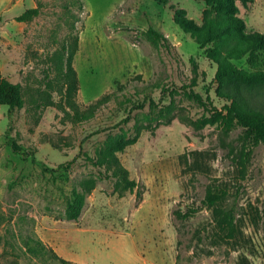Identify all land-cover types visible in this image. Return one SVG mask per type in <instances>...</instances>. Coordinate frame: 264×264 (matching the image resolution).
I'll return each mask as SVG.
<instances>
[{"label": "rangeland", "instance_id": "rangeland-1", "mask_svg": "<svg viewBox=\"0 0 264 264\" xmlns=\"http://www.w3.org/2000/svg\"><path fill=\"white\" fill-rule=\"evenodd\" d=\"M228 1L0 0V73L23 102L0 105V264H264V140L188 94L221 110L237 87L264 110V80L221 84L214 41L181 24L223 14L264 34V0ZM231 63L256 70L248 54ZM115 91L89 119L64 102ZM111 137L134 189L105 178ZM92 184L75 221L74 189Z\"/></svg>", "mask_w": 264, "mask_h": 264}, {"label": "trees", "instance_id": "trees-1", "mask_svg": "<svg viewBox=\"0 0 264 264\" xmlns=\"http://www.w3.org/2000/svg\"><path fill=\"white\" fill-rule=\"evenodd\" d=\"M220 5L228 6V0H216ZM233 0H230V4ZM245 2L247 0H244ZM184 13V12H183ZM186 32H190L197 39L198 43L204 45L211 41H214V47L209 50L210 57L218 65L217 78L221 81V84H231L235 82L251 83V87H256L253 84L255 81L264 80V72L258 69L259 66V51L264 50V34L254 32L249 35L243 33L245 26L244 22L239 18H228L223 14L211 16L207 20V24L204 28L190 27V22L184 20L181 22ZM152 34L160 37L158 32L153 31ZM74 50H77L75 48ZM249 55V59L255 63V69L252 72L241 71L232 66L231 59H241L245 55ZM69 73L66 77H70V73L73 72L71 61L68 62ZM77 85V81L73 78L72 86ZM264 93V88H260ZM119 91H115L111 94L103 96L95 103L91 104L86 110L81 111L77 103L68 98L66 101L67 106L74 112L75 117L82 119H89L96 111L103 105H105L112 96L118 95ZM188 94L197 100L206 109L213 113L214 117L221 118L223 126L226 131H230L236 124H239L247 128L253 133L255 138L264 140V110L255 108L250 104V101L241 93L240 89L235 87L231 92H223L228 99L227 104L219 110L216 106H210L211 104L204 101L198 94L193 91ZM22 98L20 95L19 87L16 84L11 83L2 77L0 73V105H8L9 113L12 114L16 109L22 107ZM137 137L132 138L131 143H135ZM126 145V141L122 138L111 137L106 142V149L103 150L99 163H107V170L105 172V178L108 180L117 179L119 184L125 187L134 189L138 184L135 180H131L128 175V170L119 162L114 155V151L122 150ZM95 187V184L91 186L74 189V200L69 206L68 214L70 218L75 221H79L85 207L88 203V194ZM222 196L220 194H210L208 196V204L215 205ZM222 221H232L234 217L231 214L226 215L222 219V215H219ZM58 257V256H57ZM60 258V257H59ZM64 263L71 264L70 262L62 259Z\"/></svg>", "mask_w": 264, "mask_h": 264}]
</instances>
